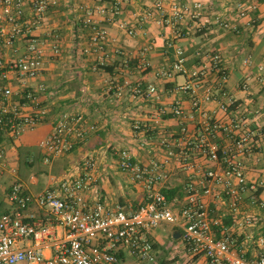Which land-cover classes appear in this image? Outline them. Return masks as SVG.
I'll list each match as a JSON object with an SVG mask.
<instances>
[{
  "label": "crops",
  "instance_id": "0c3cea01",
  "mask_svg": "<svg viewBox=\"0 0 264 264\" xmlns=\"http://www.w3.org/2000/svg\"><path fill=\"white\" fill-rule=\"evenodd\" d=\"M56 1L42 25L32 33L45 46L46 58L39 77L27 83L47 113L16 139L0 137V212L11 208L6 195L12 185H20L30 195L53 189L61 179L78 176L86 157L96 161L87 200L98 198L124 209L136 207L143 201L142 184L119 171L114 155L115 151L126 150L143 166L160 164L162 177L156 186L161 192L167 191L169 201L175 205L183 202L186 185L199 186L204 181L210 189L208 195L202 196L208 220L219 226L223 220L230 221L225 229L232 238V249L247 259L254 258L264 249V0H179L186 6L200 4V8L194 20L183 18L177 24L169 15L174 0H159L164 10L161 18L154 14L157 0L122 1L118 12L112 9L113 0ZM252 4V12L238 16L237 5ZM88 10L94 11L95 27L106 31L107 59L102 66L109 72L97 69L102 54L90 42L91 30L85 24ZM146 12L153 18L146 19ZM216 21L227 26L219 27ZM120 24L125 29H120ZM128 30L131 35L126 33ZM166 42L182 50L186 70L206 66L212 54L220 56L226 80L221 83L209 73L199 83L197 93L201 97L205 86L214 94L225 93L234 100L228 112L217 110L215 102L191 109L187 93L176 90L186 76H157L175 58L173 48ZM53 45L56 53L51 50ZM142 61L146 68H140ZM9 84L13 91H20L15 80ZM135 84H140L142 94L132 92ZM243 84L246 90H242ZM37 85L42 86V92H37ZM149 86L155 89L151 95L145 94ZM172 107H179L182 115H171ZM160 109L167 113L159 115ZM62 112L81 115L94 130L70 152L44 161L39 143ZM233 119H244L237 131L214 128L204 136L203 146L198 147L205 125L229 127ZM245 135L247 139L237 148L235 142ZM209 147L216 149L217 161L209 159ZM227 161L239 164L245 183L255 185V191L247 188L240 192L234 206L219 185L203 179L206 171L220 175ZM20 162L22 170L17 168ZM5 172L13 177L8 186L2 179ZM232 184L236 187L234 179ZM31 210L37 211L33 205ZM246 217L252 219L250 225L245 223ZM168 226L169 230L156 227L149 235L156 256L158 241L170 239L173 251L159 252L161 263L172 258L176 262L182 257L185 264H205L202 257L190 258L185 253L180 230Z\"/></svg>",
  "mask_w": 264,
  "mask_h": 264
},
{
  "label": "built area",
  "instance_id": "2783aa9c",
  "mask_svg": "<svg viewBox=\"0 0 264 264\" xmlns=\"http://www.w3.org/2000/svg\"><path fill=\"white\" fill-rule=\"evenodd\" d=\"M122 1L127 0H113L115 12H118ZM56 4V0H0V137L16 139L23 131L38 124L47 113L40 105L39 96L30 90L27 83L39 77L46 58L45 46L38 43L32 33L42 25L46 13ZM199 8L200 4L186 6L174 0L169 8L170 19L174 24L183 18L194 20ZM254 9L255 4L236 6L239 17ZM154 12L160 18L164 15L159 0L155 3ZM93 13L91 10L86 12L85 24L91 30L92 46L102 54L97 64L103 65L107 59L104 50L106 31L95 27ZM144 16L151 19L154 15L146 12ZM215 24L222 28L227 26L221 21ZM119 28L125 29L123 24ZM126 33L131 35L132 32L128 30ZM166 45L173 48L175 58L167 69L158 71L157 76L164 79L174 75L186 76V81L176 86V90L187 93L191 109L197 110L201 103L215 102L217 110L228 112L234 100L225 93L214 94L208 86L204 87L201 97L197 93L199 83L209 73L215 74L221 83L226 80L220 56L212 54L206 66L186 70L182 50L174 47L172 42H166ZM51 50L57 52L55 45ZM146 66L142 61L140 68ZM10 80L18 83L20 91L11 89ZM36 88L37 92L43 91L41 85ZM131 90L136 95L142 94L140 84H135ZM242 90H246V85H242ZM154 91V87L149 86L145 94L151 95ZM166 113V109L159 110V115ZM169 113L180 117L182 110L172 107ZM214 113L212 110L211 114ZM206 118L209 119L210 115ZM230 121L229 127L205 125L198 147L203 146L204 136H209L214 128L229 133L237 131L244 119ZM93 130L94 127L87 125L79 114H58L52 121L51 131L39 143L44 161L69 152ZM246 136L235 142L237 148H241ZM114 155L119 171L142 184V203L124 209L120 205H108L98 198L88 201L86 193L94 183L92 172L96 168L93 157L83 160L78 176L65 177L55 188L37 195L27 194L20 185L14 184L6 195L10 210L0 212V264H122L125 257L152 263L156 253L149 235L161 224L178 228L185 253L190 258L202 257L205 264H264V249L252 259L245 258L232 249V238L226 229L208 220L202 196L208 195L210 189L204 181L199 186L186 185L183 202L175 205L156 186L162 177L160 164L143 166L126 150L115 151ZM207 155L212 161L218 160L214 147H209ZM1 158L3 151L0 145ZM203 179L219 185L230 199L231 206L239 201L240 192L247 188L255 191V185L245 183L239 164L231 161L226 162V168L220 175L206 171ZM32 205L36 207L35 213L31 210ZM245 223L250 225L252 219L246 217Z\"/></svg>",
  "mask_w": 264,
  "mask_h": 264
},
{
  "label": "rangeland",
  "instance_id": "374dc122",
  "mask_svg": "<svg viewBox=\"0 0 264 264\" xmlns=\"http://www.w3.org/2000/svg\"><path fill=\"white\" fill-rule=\"evenodd\" d=\"M18 170H22L23 168V163L20 162V166L17 167ZM16 169V168H15ZM2 179H4V186H8L13 182V177L12 175L8 174L7 172H5L3 174ZM162 227H164L165 229L169 230L170 226H168L167 224H161L159 225L157 228L161 229ZM163 228V229H164ZM172 252L173 251V246L171 245L170 239L167 238H162L160 241H158L157 244V256H155V260L152 263H145V262H138L135 261L133 259L127 258L125 260H123L122 264H162V259H161V255L159 252ZM159 253V254H158ZM175 258H172L171 260L167 261L166 264H185V260L181 257L179 260H177L176 262Z\"/></svg>",
  "mask_w": 264,
  "mask_h": 264
},
{
  "label": "trees",
  "instance_id": "16d2710c",
  "mask_svg": "<svg viewBox=\"0 0 264 264\" xmlns=\"http://www.w3.org/2000/svg\"><path fill=\"white\" fill-rule=\"evenodd\" d=\"M97 69H99V70H102V69H103L105 72H109V71L107 70V67H103L102 65H99V66L97 67ZM71 150H73V148H72ZM71 150H70V151H71ZM70 151H69V152H70ZM162 193L166 196L167 200H170V196H169V194L167 193V191H162ZM230 224H231L230 221L223 220L221 227H223V228H227ZM217 237H218V235H217Z\"/></svg>",
  "mask_w": 264,
  "mask_h": 264
}]
</instances>
